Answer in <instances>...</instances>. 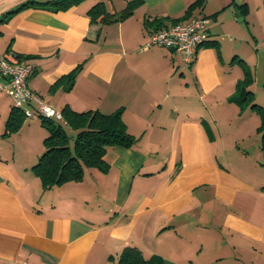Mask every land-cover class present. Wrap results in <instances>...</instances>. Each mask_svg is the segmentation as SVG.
I'll return each instance as SVG.
<instances>
[{
  "label": "crops",
  "instance_id": "crops-1",
  "mask_svg": "<svg viewBox=\"0 0 264 264\" xmlns=\"http://www.w3.org/2000/svg\"><path fill=\"white\" fill-rule=\"evenodd\" d=\"M25 1L0 0V17ZM99 1L117 12L128 0H83L57 12L31 8L0 23V54L32 65V91L59 110L121 107L136 137L131 147L106 150V171L86 168L81 181L49 194L57 186L42 190L31 170L47 131L34 114L7 132L12 104L0 90V264H116L126 246L145 258L160 256L161 264H264V185L256 176L263 164L241 163L236 141L229 156L223 139L239 133L234 121L242 111L228 100L233 93L222 91L250 33L241 23L249 25L250 15L237 4L249 2L204 0L182 18L207 17V40L185 65L179 51L139 46L163 26L147 21L182 16L195 0H141L131 16L87 40V10ZM80 63L72 84L61 79ZM195 89L205 107H221L213 123L192 110L193 96L189 105L178 98Z\"/></svg>",
  "mask_w": 264,
  "mask_h": 264
},
{
  "label": "trees",
  "instance_id": "trees-1",
  "mask_svg": "<svg viewBox=\"0 0 264 264\" xmlns=\"http://www.w3.org/2000/svg\"><path fill=\"white\" fill-rule=\"evenodd\" d=\"M81 1L83 0H27L1 16L0 23L7 21L13 14L23 10L42 8L57 12L76 5ZM140 3L141 0H128L123 9L117 12H110L103 1L96 2L87 10L90 24L85 38L91 41L97 40L102 25L119 22L131 16L134 8ZM203 4L204 0H195L187 7L182 16L154 19L150 22L147 21L146 24L166 26L169 23L178 22L182 18L189 16L194 8L201 7ZM237 8L241 13L245 14L247 12L246 3L237 4ZM209 44L215 46L219 53V47L215 40L210 41ZM238 62L245 66L244 70L249 77L236 83V91L228 100L237 103L240 110H242L252 100V92L243 86L242 83L246 82L248 84L252 77L244 60L238 58ZM82 66L83 63L78 64L61 79L66 77L72 84ZM249 107L255 109L260 115L261 123L257 131L260 134L259 147L263 154L261 163L264 165V106L251 102ZM60 112L62 115L61 120L37 114L47 134L42 141L43 151L37 161L31 166V170L40 179L42 190L51 189L67 181L81 180L85 168H96L103 172L106 171L108 168V164L104 160L106 150L116 145L131 147L136 141V137L128 131L122 119L123 108L121 107L110 113H103L99 109L75 111L65 105ZM23 120V112L19 108L12 106L5 122L7 132L17 130ZM63 124L76 130L72 148L69 146V135ZM161 260V257L157 255L145 258L137 247L126 246L120 252L116 264H161Z\"/></svg>",
  "mask_w": 264,
  "mask_h": 264
},
{
  "label": "rangeland",
  "instance_id": "rangeland-1",
  "mask_svg": "<svg viewBox=\"0 0 264 264\" xmlns=\"http://www.w3.org/2000/svg\"><path fill=\"white\" fill-rule=\"evenodd\" d=\"M247 1L249 2V4H247L246 13H249L250 15L249 25H248L247 19L243 20L241 23L245 28L246 26L249 27L250 33L247 34L248 42L243 44V47L241 49L242 54H240L239 56L233 59L234 68L231 69L230 71L231 73L230 78H229L230 83H228V85L222 91L223 93L230 92L234 94L236 91L235 89L236 83L240 80L244 81L246 77H249L246 75L247 72L244 70L245 66L242 63L238 62V58L243 59L246 67H248V69L250 70L252 80L248 82V84L244 82L242 83V85L252 92V100L249 101V103L246 105L245 108L240 110L242 111L241 119H239L240 118L239 117V118H236L234 121L239 127L238 129L239 133L236 135L237 138H234V136L232 135L225 136L223 134L224 135L223 139H225L226 141L228 140V142L226 143L229 149H231V150H228L229 156L233 157L231 153H233L235 150L233 148L234 141H236L235 142L236 145L238 144L237 145L238 151H239L238 155L241 156V161H240L241 163L243 161H246V162L253 161L254 162L257 159L259 162L263 161V154L259 147L260 134L257 131V128L261 123L260 115L257 113L255 109H251L249 106L251 102H256L257 104L264 106V3H263V0H247ZM198 11H199L198 13H203L202 10H198ZM205 14L209 15L207 14L206 11H205ZM229 35L230 34H228L227 37L224 36V39L229 38ZM179 61L183 63L181 59ZM198 95L199 94L197 93V90L195 89L193 90L191 96H190V91H186V94L184 96L179 92L178 98H182L186 96L188 100V105H189L190 97L193 96L194 102L192 101V110H194L196 113H203L205 117L211 120V123H213L212 122L213 116H216L217 113L220 116L219 112H220L221 107L219 108L217 105H210L209 102H208L209 105L205 107L204 104L206 103V100L201 99V101L200 100L197 101L196 98H198ZM219 116L218 118H220ZM26 118H30V116H26ZM63 125H64L66 132L69 135V146L72 148L76 130L65 124ZM213 129H215L216 132L219 130L216 125L213 126ZM231 129L233 130V127ZM44 130L46 129L44 128ZM220 130H222L221 127H220ZM231 145H232V148H230ZM5 151L6 149H4V152ZM4 154L8 155L7 153H4ZM19 156L25 157L23 151L21 152ZM256 168H257L256 176L258 177V181L260 185H264V165H259L258 167L256 166ZM83 177H84V174H83ZM68 182H77V181H67L64 183H68ZM62 184L57 185L55 190L48 191L49 194H52V195L57 194V192L60 190L59 186H61ZM81 186H84V185H81ZM70 189H71L70 187H63L61 190H65L69 192Z\"/></svg>",
  "mask_w": 264,
  "mask_h": 264
},
{
  "label": "built area",
  "instance_id": "built-area-1",
  "mask_svg": "<svg viewBox=\"0 0 264 264\" xmlns=\"http://www.w3.org/2000/svg\"><path fill=\"white\" fill-rule=\"evenodd\" d=\"M207 20L204 16H195L186 22H175L149 32L139 50H146L153 45L181 54L185 65H190L196 49L207 40ZM32 65L27 62H11L5 54H0V90L11 100L13 107L19 108L25 116L41 114L61 120L59 109L32 91L27 85ZM33 104V108L28 107ZM5 264H30L27 260L8 261Z\"/></svg>",
  "mask_w": 264,
  "mask_h": 264
}]
</instances>
